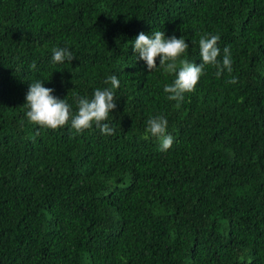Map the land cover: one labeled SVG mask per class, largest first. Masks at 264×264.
Here are the masks:
<instances>
[{
	"label": "trees",
	"instance_id": "trees-1",
	"mask_svg": "<svg viewBox=\"0 0 264 264\" xmlns=\"http://www.w3.org/2000/svg\"><path fill=\"white\" fill-rule=\"evenodd\" d=\"M141 31L185 39L197 65L219 34L233 71L206 66L176 107L175 75L132 51ZM111 75L114 135L27 120L30 82L75 113ZM0 264H264V0H0Z\"/></svg>",
	"mask_w": 264,
	"mask_h": 264
},
{
	"label": "clouds",
	"instance_id": "clouds-1",
	"mask_svg": "<svg viewBox=\"0 0 264 264\" xmlns=\"http://www.w3.org/2000/svg\"><path fill=\"white\" fill-rule=\"evenodd\" d=\"M219 41V34H208L200 38L201 62L198 65L182 59L189 48L185 39L177 38L175 35L166 38L163 31H154L150 35L141 31L131 45L133 53H138V59L144 61L149 72L157 69L156 60L159 57L158 67L167 74L175 75L174 81L165 84L163 91L167 94V99L177 101L176 107H179L185 93L195 91L200 77L205 74L206 66L215 68L217 78L225 71L232 73L231 49L229 46H224L222 60L219 59L221 57ZM74 58L72 51L66 47L52 49L51 60L54 64L70 63ZM29 67L34 70L36 63L33 62ZM227 82L235 84L238 80L232 76ZM104 83H110L111 88H97L91 98L73 93L77 108L74 113L72 105L65 98L54 96L52 94L54 90L44 87L43 81L30 82L24 103L28 109L25 113L27 120L39 128L51 130L70 124L76 133H82L95 125L102 135H114L115 129L105 121H108L110 113L117 106V98L113 90L119 88L120 81L116 75H111ZM167 124L168 121L163 116L149 118L147 121L146 132L158 140L161 151H167L174 142L173 136L166 131ZM38 134L37 132L34 135Z\"/></svg>",
	"mask_w": 264,
	"mask_h": 264
}]
</instances>
